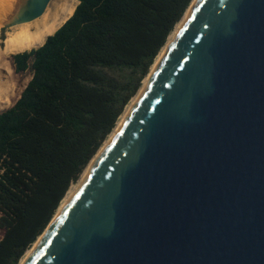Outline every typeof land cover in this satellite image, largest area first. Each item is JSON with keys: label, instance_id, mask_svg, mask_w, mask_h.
I'll use <instances>...</instances> for the list:
<instances>
[{"label": "water", "instance_id": "1", "mask_svg": "<svg viewBox=\"0 0 264 264\" xmlns=\"http://www.w3.org/2000/svg\"><path fill=\"white\" fill-rule=\"evenodd\" d=\"M186 12L22 264H264V0Z\"/></svg>", "mask_w": 264, "mask_h": 264}, {"label": "trees", "instance_id": "2", "mask_svg": "<svg viewBox=\"0 0 264 264\" xmlns=\"http://www.w3.org/2000/svg\"><path fill=\"white\" fill-rule=\"evenodd\" d=\"M77 1L40 44L0 53V264L47 228L192 2Z\"/></svg>", "mask_w": 264, "mask_h": 264}, {"label": "bare ground", "instance_id": "3", "mask_svg": "<svg viewBox=\"0 0 264 264\" xmlns=\"http://www.w3.org/2000/svg\"><path fill=\"white\" fill-rule=\"evenodd\" d=\"M30 0H0V31L2 29V36L3 38L0 39V52H6L10 50H17L20 48L30 47V46H36L42 42V40L49 34L53 33L57 29H59L73 14L78 1L77 0H44L39 11L26 18V19H20L22 15L27 11L28 8V2ZM193 2V0H192ZM187 13V12H186ZM186 15V14H185ZM185 15L182 17L180 22H178L173 29V31L170 33V35L167 38V42L171 38L172 34L178 27V25L181 23V21L184 19ZM2 27V28H1ZM164 45V47H165ZM164 47L161 49V51L158 53L154 64L150 67V72L154 68L155 64L159 60ZM148 75L144 78L142 85L146 81ZM142 87V86H141ZM141 89V88H140ZM139 89V91H140ZM138 91V92H139ZM137 92V94H138ZM136 94V95H137ZM136 95L131 99L129 104L126 106L124 112L119 117L116 126L108 136V138L105 140L103 145L100 147V149L97 151L95 156L91 159L85 170L82 172L80 178L78 179L76 184H73L68 192L66 193L64 199L61 201L55 215L53 216L52 220L49 222L48 227L49 228L55 217L60 212L61 208L73 192V190L76 188L84 174L86 173L87 169L89 168L92 161L95 159V157L100 153V151L103 149L109 138L111 137L112 133L116 129L117 125L123 118L124 114L126 113L127 109L129 108L130 104L136 97ZM44 232L38 237V239L35 241V243L32 245L28 251L23 255V257L20 259L18 264H22L26 257L29 255L33 247L36 245V243L39 241V239L44 235Z\"/></svg>", "mask_w": 264, "mask_h": 264}, {"label": "rangeland", "instance_id": "4", "mask_svg": "<svg viewBox=\"0 0 264 264\" xmlns=\"http://www.w3.org/2000/svg\"><path fill=\"white\" fill-rule=\"evenodd\" d=\"M1 28H2V27H1ZM1 30H2V29H1ZM0 53H1V52H0ZM153 64H154V63H153ZM153 64H152V65H153ZM149 72H150V69H149ZM149 72H148V73H149ZM147 75H148V74H147ZM143 80H144V79H143ZM142 83H143V81H142ZM142 83H141V86H142ZM141 86H140V88H141ZM140 88H139V89H140ZM138 91H139V90H138ZM138 91H137V92H138ZM136 94H137V93H136ZM5 109H6V108H4V109L1 110V111H4ZM1 111H0V112H1ZM76 183H77V182H76Z\"/></svg>", "mask_w": 264, "mask_h": 264}]
</instances>
